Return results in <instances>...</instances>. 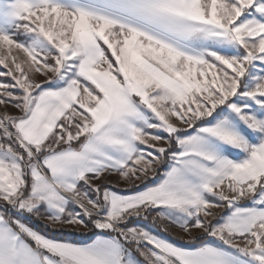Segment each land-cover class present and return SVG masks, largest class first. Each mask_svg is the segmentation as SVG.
I'll list each match as a JSON object with an SVG mask.
<instances>
[{"label": "snow or ice", "instance_id": "snow-or-ice-1", "mask_svg": "<svg viewBox=\"0 0 264 264\" xmlns=\"http://www.w3.org/2000/svg\"><path fill=\"white\" fill-rule=\"evenodd\" d=\"M0 67V264H264V0H0Z\"/></svg>", "mask_w": 264, "mask_h": 264}, {"label": "trees", "instance_id": "trees-1", "mask_svg": "<svg viewBox=\"0 0 264 264\" xmlns=\"http://www.w3.org/2000/svg\"><path fill=\"white\" fill-rule=\"evenodd\" d=\"M165 165H162L157 168V170L154 172L153 177L151 179H148L144 181L143 183L137 185L135 188L129 189V191L136 190L137 188H143L144 184H150L157 178L161 177L163 175V172L165 170ZM226 210L222 209L215 217L219 216L221 213L225 212ZM136 219H133V221ZM132 221V222H133ZM33 227L35 230L39 231L40 233L44 234L45 236L52 237L55 239H60V240H72V241H79V240H87L91 238L92 233L90 232H79L71 229H66V228H55L51 227L45 224H42L40 222H34ZM180 240V239H179ZM190 245V244H189Z\"/></svg>", "mask_w": 264, "mask_h": 264}, {"label": "rangeland", "instance_id": "rangeland-1", "mask_svg": "<svg viewBox=\"0 0 264 264\" xmlns=\"http://www.w3.org/2000/svg\"><path fill=\"white\" fill-rule=\"evenodd\" d=\"M18 39H24V37L23 36H20V37H18ZM6 71V69H4L3 67H0V72H5ZM0 80H10V77H4V76H0ZM0 111H3V108L2 107H0ZM8 111H9V113H11V114H14V115H19V113H18V111L16 110V109H14V108H11V107H9L8 108ZM141 147H143V146H141ZM160 166H162V165H160ZM160 166H157V168L158 167H160ZM157 168H156V170H157ZM154 173H150V178H151V176L153 175ZM149 178V177H148ZM155 181V180H154ZM153 181V182H154ZM117 186V185H116ZM138 189H140V188H137L136 190H138ZM213 200H215V199H213ZM245 203H246V201H245ZM222 209H224V208H217V209H212V211L214 212V214H215V216L222 210ZM224 210H226V209H224ZM226 212V211H225ZM225 212H223V213H221L219 216H217V217H214V218H212V219H214L213 220V223H215L216 222V219H218L221 215H223ZM35 220H38V219H36V218H32V221H31V223L30 224H32L33 222H35ZM152 220V219H151ZM137 225H140V226H146L153 234H155V235H157L158 237H160V238H163V239H166V240H169V241H171V242H174V243H176V244H178V245H181V246H185V247H190L191 245H189V244H186L185 243V241L186 240H188V237L185 235V234H183V233H172V232H167V231H165L164 229H165V225H163V224H159L158 223V225L156 226V224L155 225H148L146 222H144V221H142L141 223H139V224H137ZM168 229V228H167ZM196 235H201L200 233H195ZM178 237V238H181L180 240L178 239V241H176L175 239H177L176 237ZM209 239H211V238H209ZM139 259H141V260H143V258L142 257H138Z\"/></svg>", "mask_w": 264, "mask_h": 264}, {"label": "crops", "instance_id": "crops-1", "mask_svg": "<svg viewBox=\"0 0 264 264\" xmlns=\"http://www.w3.org/2000/svg\"><path fill=\"white\" fill-rule=\"evenodd\" d=\"M150 131H151V130H150ZM162 176H163V175H162ZM162 176L159 177V178H157L154 182L150 183L149 185H151V184H153V183H155V182H158V181L162 178ZM148 177H149V178H148ZM148 177L144 178L142 181H136L135 184H129V183H125V182H117V181H116V177H112V178H111V183L109 184V187L111 188V190L116 191V192H118V193H122V194H123V193H131V192L136 191V190L129 191V189H131V188H135L137 185L143 183L144 181H146V180H148V179H151V178L153 177V175L151 176V178H150V176H148ZM96 183H100V181H96ZM116 185H117V186H116ZM90 194H91V193H90ZM210 199H215V198H210ZM73 207H75V206H73ZM214 219H215V218H214ZM214 219H213V220H214ZM35 221H36V222H40V223L45 224V225H48V226H51V227L61 228L60 226H52V225L48 224V222L45 221V220H43V219H38V220H35ZM142 221L146 222L148 225H154L153 222H152V220H151V218H149L148 220H143V219H140V220H134L132 223H133V224H139V223H141ZM33 223H34V222H33ZM33 223L30 224L31 227H33ZM157 225H158V224H156V226H157ZM33 228H34V227H33ZM64 228H66V229H71L70 227H67V226H65ZM71 230H75V231H79V232H83V233L87 232L86 230H76V229H71ZM167 232L181 233V232L179 231V229H178V228H175V227H168ZM175 237H176V236H175ZM176 238H177V239H175L176 241H178V239H181V238H178V237H176ZM68 240H69V239H68ZM71 241H72V240H71ZM72 242H75V243H85V242H90V238L87 239V240H79V241H72Z\"/></svg>", "mask_w": 264, "mask_h": 264}]
</instances>
